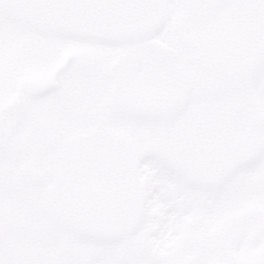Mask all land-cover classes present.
<instances>
[{"label": "rangeland", "instance_id": "rangeland-1", "mask_svg": "<svg viewBox=\"0 0 264 264\" xmlns=\"http://www.w3.org/2000/svg\"><path fill=\"white\" fill-rule=\"evenodd\" d=\"M203 20L184 21L205 38L164 42L175 59L136 44V114L146 117H41L30 107L33 117L0 115V264H229L204 244L237 256L247 240L264 246V71L236 75L229 64L244 68L248 55L238 42L234 57L212 20L196 26ZM62 48L12 46L6 74L0 50V110L27 82L46 80ZM71 74L66 89L81 80ZM118 79V91L135 94ZM64 182L77 192L59 201L53 188ZM49 192L62 208H46ZM111 192L119 209L100 220L91 202Z\"/></svg>", "mask_w": 264, "mask_h": 264}, {"label": "flooded vegetation", "instance_id": "flooded-vegetation-1", "mask_svg": "<svg viewBox=\"0 0 264 264\" xmlns=\"http://www.w3.org/2000/svg\"><path fill=\"white\" fill-rule=\"evenodd\" d=\"M187 1H166V17L163 28L151 38L137 43L117 45L36 33L22 29L0 15V50L6 53V65L2 70L3 73L6 74L7 69H9L7 64L10 62L9 59L12 57V53L8 55L7 52L12 49V46L17 51H25L30 44L33 45L34 49L35 41H38L41 47L45 43L54 44L59 42L63 44L62 49H64L55 58L56 62L50 68V76L46 80L37 83L48 85L46 90H43V93L37 96H30L26 91V85L20 87L13 94L11 101L0 110V115L17 109V116L33 117V113H30V111H34L28 108L30 107L32 109L36 108L37 111L39 108L41 117H128L133 120L136 117H146L145 115L136 114V44L144 43L155 55H168L175 59L178 55L177 52L170 45L165 44V41L172 39L175 45L179 46L182 45L188 34L196 39L205 38L201 32L205 33L206 30H198L199 34L196 33L193 27L185 26L186 22L184 20L189 14H195L199 16V19L201 17L204 19L196 25L202 28L212 20L219 40L231 43L234 57L239 51L236 45L240 42V49L243 48L241 53H246L249 59L243 63L244 68L239 67L236 59H233L234 62L229 64L230 67L235 70L242 69L236 75L246 78L258 71H264V0H195V5L183 8V4ZM166 31L167 35L165 34ZM201 68L204 67L201 66ZM54 71L55 76L52 81ZM72 71L81 80H74L70 83L69 89H66L61 80L64 75L71 74ZM121 73L124 74V82L131 86L135 94L130 95L118 91V77ZM165 104L168 105L170 102L167 101ZM144 111L146 113L154 110L145 109ZM155 117H164V115L158 110ZM208 164L210 165L207 162V166ZM211 164L216 166L214 162ZM222 167H218L222 170L221 172L233 168L231 164L227 163H223ZM198 169L202 170L203 167L200 166ZM66 186L67 183L64 182L63 186L57 184L54 188H57L59 195L60 192L65 191L63 188H66ZM48 196H52L51 192L48 193ZM55 198L51 197L53 200ZM245 217L253 219L260 217V215L250 213L246 214ZM244 243L246 245H243L242 253H238L240 256L226 251L221 242L216 243L214 241V243H211L212 245L207 243L204 246L209 247L206 255L211 252L212 256L220 257L223 259L222 261L229 264H249L252 263V260H264V246L257 247L261 250V253L256 255L248 252L249 250H257L252 249L254 246L253 241ZM260 243H264V238L261 239ZM212 261L214 264L217 263L216 260ZM189 262L191 261L189 260Z\"/></svg>", "mask_w": 264, "mask_h": 264}, {"label": "water", "instance_id": "water-1", "mask_svg": "<svg viewBox=\"0 0 264 264\" xmlns=\"http://www.w3.org/2000/svg\"><path fill=\"white\" fill-rule=\"evenodd\" d=\"M166 0H0V14L24 29L106 44L145 40L165 21ZM55 76L53 72L52 78ZM48 85L27 84L29 94Z\"/></svg>", "mask_w": 264, "mask_h": 264}, {"label": "trees", "instance_id": "trees-1", "mask_svg": "<svg viewBox=\"0 0 264 264\" xmlns=\"http://www.w3.org/2000/svg\"><path fill=\"white\" fill-rule=\"evenodd\" d=\"M69 187H68V185L66 186L67 189H69ZM69 190L71 191V193H68V195L73 198V196L75 195L76 191H72L71 189H69ZM114 195L113 194L106 195L104 197V199H103V203H102L101 200H99L96 203V205H93V202H91L92 206H94V207H91V210H90L92 212L91 214L98 215V218H100V220L101 219L104 220V219L109 218V215L112 216L113 211L119 209L118 208L119 204L118 203L117 204L114 203V200L116 198H120L121 197L120 194L116 195V197H114ZM75 198L77 199V203L79 202V204H83V202H86V198L84 196H81V195L79 196V198H82L81 199L82 201H80L79 198H77L76 196H75ZM111 203H112V205H111ZM114 204H116L115 207H113ZM46 206H47V209H49L50 211H55L58 205L54 201H52L51 198H49L46 201ZM58 207L62 208L61 207V203H60V206H58ZM107 211H109V213H107Z\"/></svg>", "mask_w": 264, "mask_h": 264}]
</instances>
